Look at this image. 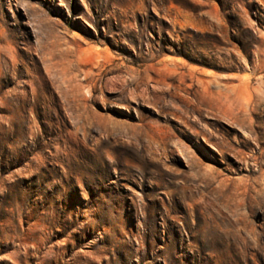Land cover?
<instances>
[{"label":"rangeland","instance_id":"rangeland-1","mask_svg":"<svg viewBox=\"0 0 264 264\" xmlns=\"http://www.w3.org/2000/svg\"><path fill=\"white\" fill-rule=\"evenodd\" d=\"M0 264H264V0H0Z\"/></svg>","mask_w":264,"mask_h":264},{"label":"bare ground","instance_id":"bare-ground-1","mask_svg":"<svg viewBox=\"0 0 264 264\" xmlns=\"http://www.w3.org/2000/svg\"><path fill=\"white\" fill-rule=\"evenodd\" d=\"M199 82L206 88V89H209V85H206L205 81H203L202 79H199ZM209 83V82H208ZM220 87V86H218ZM211 91V90H210ZM209 91V92H210ZM216 91V90H215ZM214 91H212L213 93ZM211 93V92H210ZM233 94L236 95V98L233 96ZM205 95V94H204ZM207 95V94H206ZM213 95L215 96V100L217 99L221 106L219 105V109H222L223 112L225 113H229V111L227 110V108H230L231 105L234 103V102H237V98H239V93L237 92L236 93V88H230V86H225V87H220L215 93H213ZM211 96V95H210ZM213 96V97H214ZM206 97V96H205ZM214 100V99H213ZM217 102V103H219ZM235 109V108H234ZM237 109V108H236ZM236 114V113H235ZM232 115V114H231ZM234 115V114H233ZM237 115V114H236Z\"/></svg>","mask_w":264,"mask_h":264}]
</instances>
